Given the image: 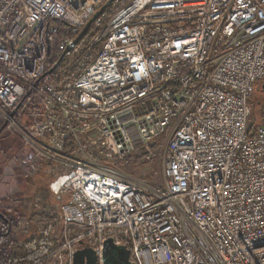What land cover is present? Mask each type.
<instances>
[{"label": "built area", "instance_id": "1", "mask_svg": "<svg viewBox=\"0 0 264 264\" xmlns=\"http://www.w3.org/2000/svg\"><path fill=\"white\" fill-rule=\"evenodd\" d=\"M105 1L0 0V122L66 197L49 263L88 245L101 264L111 238L135 264H264V0H129L82 72L40 82L51 42L64 50ZM135 149L162 154L163 182L107 164Z\"/></svg>", "mask_w": 264, "mask_h": 264}, {"label": "rangeland", "instance_id": "2", "mask_svg": "<svg viewBox=\"0 0 264 264\" xmlns=\"http://www.w3.org/2000/svg\"><path fill=\"white\" fill-rule=\"evenodd\" d=\"M77 73L75 72L72 75L71 80ZM62 85L59 84L58 86ZM251 100L253 120L261 122V113L259 111L260 106L264 103V92L262 93L255 85L253 86ZM17 119V123L20 124L26 121L27 118L25 116ZM1 125L2 123L0 122ZM74 150L73 147L69 152H74ZM148 150L152 151L153 147L150 145ZM87 151L88 148H86L85 152ZM26 153L33 155L34 149L30 145L25 144L24 140L18 135H15L12 128L5 129L4 127L0 134V181L4 185L0 187V211H6L10 216L17 219L19 244L25 243L35 237L37 232L43 230L44 224L47 222L39 219L40 214H56L62 202L49 190V183L55 178V174L51 172V169L45 170L46 172L43 170L44 172L27 173L28 169L35 170L34 166L38 165V157L31 156L33 158L32 163H28L29 160L28 156H25ZM102 160L104 162L105 159L103 158ZM107 164L113 169H117L127 179L136 180L137 182L144 181L151 186L155 185V183L163 182L162 154L158 151L152 155H147L135 149L126 157H117L116 160L107 161ZM56 170L58 169L56 168ZM15 175H18V180L14 177ZM8 177H12V179H7ZM11 181H13L12 184ZM14 183L18 185L17 191L11 190L12 186H16ZM6 189L10 191V195H8L9 193L6 192ZM52 232V234L57 233L56 230Z\"/></svg>", "mask_w": 264, "mask_h": 264}, {"label": "trees", "instance_id": "3", "mask_svg": "<svg viewBox=\"0 0 264 264\" xmlns=\"http://www.w3.org/2000/svg\"><path fill=\"white\" fill-rule=\"evenodd\" d=\"M129 0H115L110 8L94 22L86 34V37L80 42V49L77 53L70 52L62 58L63 50H59L55 42H51L49 51V60L46 71L56 64V68L50 73L45 74L40 79V82L53 81L55 84H67L70 82L72 75L75 72H82L87 64L97 55L102 42L90 45L93 39L98 35L99 31L109 22L111 15L122 7ZM61 31L64 30V24L61 21L57 22ZM252 131L255 127L254 123L250 124ZM1 127V126H0ZM3 216H0V264H40L49 263L47 255V245L52 244L57 246L60 242L58 227V216L56 214L43 215L40 214L39 219L44 224L43 230L37 232L36 236L27 240L23 244L18 241V222L13 216H10L6 211H0ZM56 230V234H52ZM85 243V242H84Z\"/></svg>", "mask_w": 264, "mask_h": 264}, {"label": "water", "instance_id": "4", "mask_svg": "<svg viewBox=\"0 0 264 264\" xmlns=\"http://www.w3.org/2000/svg\"><path fill=\"white\" fill-rule=\"evenodd\" d=\"M115 0H107L99 6L97 11L92 15L91 18L85 23V26L78 32L79 34L74 38L73 43L66 45V48L62 52L61 58L73 50L74 45L78 44L81 40L86 37L90 26L97 21V19L105 12L106 9L110 8ZM122 1V0H118ZM59 61L54 64L50 70L46 71V74H50L57 66ZM21 103H18L12 110L11 116L13 117ZM6 123H2L0 132L5 127ZM0 216H3L0 213ZM104 247L102 252V263L101 264H135L130 261L129 250L125 245L117 246L113 243L111 238H107L104 241ZM72 264H99L98 257H96L93 249L88 245H82L73 254Z\"/></svg>", "mask_w": 264, "mask_h": 264}, {"label": "crops", "instance_id": "5", "mask_svg": "<svg viewBox=\"0 0 264 264\" xmlns=\"http://www.w3.org/2000/svg\"><path fill=\"white\" fill-rule=\"evenodd\" d=\"M4 130V129H3ZM3 130H1V132L3 131ZM1 132H0V134H1ZM33 148V147H32ZM25 156H28L27 158H28V163H32V159L33 158H31V156L33 157V156H36V157H38V160H37V162H38V165H36V166H34V168H35V170H32V169H28V171H27V173H33V172H44L45 170L46 171H48V170H50V168H54V164H53V162H50V161H47V160H45V159H43V157L40 155V154H37L36 152H35V150H34V154L33 155H30V154H28V153H26V155ZM30 158V159H29ZM44 170V171H43ZM45 171V172H46ZM15 178H16V180H18L19 179V177H18V175H15L14 176ZM28 177H30V176H28ZM7 179H12V177H8ZM12 182L13 181H11V184H12ZM15 184V183H14ZM16 185V184H15ZM34 185V184H33ZM4 185L2 184V181H0V187H3ZM8 189H9V187H8ZM8 189H6V192H10ZM17 189H18V185H16L15 187H13L12 186V188H11V190L12 191H17ZM34 191V190H33ZM8 195H10V193L8 194ZM56 198L57 199H61L62 200V202H64V201H66V197H60V196H56ZM39 200V199H38ZM61 202V203H62ZM58 206V205H57ZM59 208V207H58ZM57 214H58V218H59V211L57 210Z\"/></svg>", "mask_w": 264, "mask_h": 264}, {"label": "flooded vegetation", "instance_id": "6", "mask_svg": "<svg viewBox=\"0 0 264 264\" xmlns=\"http://www.w3.org/2000/svg\"><path fill=\"white\" fill-rule=\"evenodd\" d=\"M256 88H259L260 91L263 93L264 92V80L260 84L256 85ZM4 129V128H3Z\"/></svg>", "mask_w": 264, "mask_h": 264}, {"label": "bare ground", "instance_id": "7", "mask_svg": "<svg viewBox=\"0 0 264 264\" xmlns=\"http://www.w3.org/2000/svg\"><path fill=\"white\" fill-rule=\"evenodd\" d=\"M258 84H260V83H258ZM263 106H264V103H263L262 106H260L261 108H260V111H259V112L261 113V115H262V108H263ZM251 113H252V111H251ZM250 121H251V124H252V123H256V122H255L256 120H253V113H252V115H251ZM258 122H259V121H258Z\"/></svg>", "mask_w": 264, "mask_h": 264}]
</instances>
